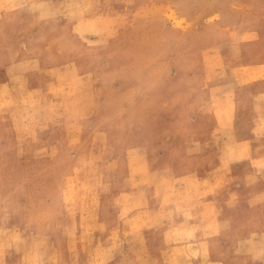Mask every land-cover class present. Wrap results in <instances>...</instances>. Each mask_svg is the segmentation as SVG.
<instances>
[{
	"label": "rangeland",
	"instance_id": "obj_1",
	"mask_svg": "<svg viewBox=\"0 0 264 264\" xmlns=\"http://www.w3.org/2000/svg\"><path fill=\"white\" fill-rule=\"evenodd\" d=\"M0 264H264V0H0Z\"/></svg>",
	"mask_w": 264,
	"mask_h": 264
},
{
	"label": "bare ground",
	"instance_id": "obj_2",
	"mask_svg": "<svg viewBox=\"0 0 264 264\" xmlns=\"http://www.w3.org/2000/svg\"><path fill=\"white\" fill-rule=\"evenodd\" d=\"M202 222H203V221H202ZM202 222H201V223H202ZM208 225H209V224H208ZM205 230H206V229H205ZM216 231H217V229H216ZM208 261H209V260H208Z\"/></svg>",
	"mask_w": 264,
	"mask_h": 264
}]
</instances>
